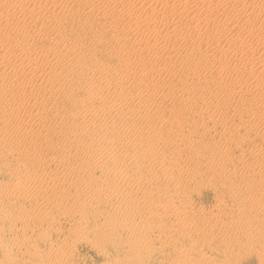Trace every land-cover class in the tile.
<instances>
[{"label": "bare ground", "instance_id": "bare-ground-1", "mask_svg": "<svg viewBox=\"0 0 264 264\" xmlns=\"http://www.w3.org/2000/svg\"><path fill=\"white\" fill-rule=\"evenodd\" d=\"M36 1L37 0H1L0 1V6L2 7L3 10H6L8 8V5L12 6L13 8H15L17 10L16 15H15L16 21H18L17 19H19V17L21 16L23 18H27L30 22H32V25L28 24V25H30V27L27 28V27H25V25H22V29H21L22 35L26 39H29L31 41L30 42L31 49L25 48L21 43L11 42L9 36L7 34H3V37H5V39H7L9 41L10 47L12 49L21 48L22 51L18 54L19 55L18 68L17 69L15 68L14 69L15 71L13 73L4 74V70H0V145H2L3 142L5 141L4 135H5L6 130H7V125H9L12 130L16 131V129L18 128V124H17L18 119L22 120L26 124L30 120H35L36 121V124H34L35 127L33 126L32 128H29V130H26L25 132L21 133L23 136V137L21 136L22 139L10 143V146L7 147V150L4 152L6 154H13L15 149L21 148L24 150V151H22V153L26 154V155L20 157L19 160L21 162L27 163L29 167H33L32 168L33 170H34V166L40 167L41 164L45 165V167H48L49 165H52V164H55V166H56V164H58L61 166V170L60 171L57 170L56 167H58V166H56L55 169L57 171H53V170H44L42 172L30 171V172H32V173H30V175L27 173L29 175V177H27L28 175H26L27 178L24 176V179H22L21 182H18V181H20L18 179L19 178L18 177L17 181H16L18 183H16V184L14 183V185L11 184L12 185L11 187L8 186L7 184H1L0 183V196H3V197L6 196L7 197V196L11 195L13 197L12 194H17V195H20L21 197L27 198V197L31 196L30 194L32 192L33 193L36 192L37 196H38V191H41V194H44V195L47 194V196H45L46 199H44V201H42L43 200L42 198H41L42 199L41 202L40 201L34 202V200L31 199L34 202V204H33L34 207H32V209H34L36 207L39 215L43 214L47 211L51 212L50 210L53 211V209H59L63 215L65 214L67 216V214L72 215V213L78 212V211L85 213L83 211L88 209L91 204H92V206H96L97 208L103 207L105 209V211L108 210L106 213L108 224L112 225V227L114 226L116 228L125 229L126 231L129 232L128 236L131 235L132 237H134L135 238L134 242H138V243H140L141 241H144V240L148 242L145 234H146V230H148L151 226L152 222L150 219L151 218L157 219L158 224L155 222V224L153 223L152 226L153 225L159 226L160 232L158 233L159 235L154 234V236L158 235L157 238L160 241L165 242V239L161 236V233H163L162 231H164L165 229H167L170 226L169 221H167V220H169L170 218L172 219L171 222H172L173 226L171 225V227H175V229H176V227H178L180 229V227H182L185 224V222H187V221H185L184 214L180 212L181 208L178 209V207L176 205H175L177 207L176 209H178V210L175 209L171 213L168 212L169 216L171 214L172 217L163 216L162 218H160L159 216H160L161 212L159 211V209L154 208L156 204L153 207L151 206L152 208L150 207L147 209V206L149 205V202H150L149 198L151 200V196H153V195L158 196L157 194L159 192H161V190L159 188L160 186H157V182L159 180L161 181V179H164L165 181L170 180L172 182H173V179H174V181L176 180V186H177L176 190L179 188H182L184 190L190 189V187L187 186V181H186L188 179L187 177H189L190 179H191V177L196 178L195 173L193 172L194 171L193 167L195 166V162L193 161V159H194L193 154H195L196 157L197 156L199 157L200 154H199V150L197 148H195L196 146L194 147V144L193 145L191 144L193 139H195V136H192L193 133H190L189 131H187V128L189 127L190 124L192 126L193 125L192 123H196L199 119L203 118L207 114H209L210 120H212L213 117L215 118L217 113L221 112L222 106L211 100V98H213L214 94H215V88L213 89V86H214L213 82L216 83V85H218L221 88V90L226 95V97H229L230 94L228 93V90H231V89L233 90V92L237 93L239 96H244L245 93L247 92L246 89L251 90V86H257V87H263L264 88V76H263L264 61L262 59V55L264 56V34H263V31L260 35L257 34L260 32H258V31L256 32V34L258 35L257 37H259V46H257V44H256V47H251V46H249L248 41L245 39L246 35H247L246 37L248 39V36L249 35L252 36L253 34H255L254 32L256 30H260V31L264 30V0H250V3L248 5H239V6L234 5L231 3V1H229V5H230L232 10H231L230 16L223 19V20H219L217 17L210 19L211 15L213 14V6L212 5H213V3H215L214 0H136V1L130 0L131 2L129 0L128 1L127 0H101V1L80 0L81 4L78 5L75 10L79 11L82 9L84 11V13H86V15H84L83 17L79 18L78 21H76L77 28H78V30H82L87 25L92 27V30L89 31V33H87V36H89V38L91 39V41L93 43H91V42L88 43L87 41L85 42L84 41L85 39L83 40L81 38V35H79L78 33H71L68 35L71 38H74L75 42L70 43V44H68L66 42H61L60 48L58 50H55L56 46L53 47V45H51V44L47 45L46 50H39L38 49L39 46L37 48L36 46H34L32 44V42L35 39L40 38V36L44 35L43 29L40 26L41 24L39 25L37 22L38 21L43 22L45 20H50V19H53V20L59 19L61 21L63 19V15L65 14L66 11L60 15L58 13L59 12L58 8H60V10L64 11L66 9L68 3L69 2L75 3V0H41L42 10H37V7L34 5L33 6L27 5L29 2H36ZM110 4H113L114 6H119L120 9L114 8L110 12L107 9V7ZM199 7L206 10L208 15L205 17L201 16L202 18L196 17L195 15H194L195 17L192 16L191 15L192 12L193 11L195 12V10L192 11V9H194V8L198 9ZM255 7L260 8V11H262V13L259 14L260 17L257 16L254 19H248V17H247V19L245 21H242V22L237 20L238 23H237V25H235V19L242 18L246 14L247 9H254ZM56 9H58V10H56ZM98 9L102 10V12L99 11ZM162 9L167 11V13H168L167 16H165L163 13H161ZM203 11H201V13H203ZM68 13H74V11H68ZM110 13H112V14H110ZM123 13L131 15L132 19L130 22H125L124 24L121 23V21H122L121 18L123 17L122 16ZM204 13H205V11H204ZM189 14L192 17H189V18L186 17V16H189ZM109 16H111V20H110ZM136 16H137V18H136ZM10 21H11V17L9 14H1L0 15V25H1V23L4 22V23H6L7 26H9ZM107 21H108V23L110 22V24L106 25L105 22H107ZM174 22L178 23L177 26L182 24L185 27V30L184 31H180V29L178 30L176 28V25H174ZM200 24H202V25L206 24V25L210 26V28L213 27L214 25H217V26H219V30L213 31L214 33L211 32L212 33L211 35H207V36L203 35V37H199V36L197 37V35H196L195 38H191L190 32L194 31V30L197 31L199 26H201ZM34 26H35V28H34ZM235 26H237L238 28L236 29ZM60 27L62 29H59L58 25L56 27H49L48 30L50 33H52V34H50L49 39L54 40V39L64 38L65 35H67V33H66L67 28L64 26H60ZM179 27H181V26H179ZM184 27H183V29H184ZM145 29H147V30H145ZM201 29L202 28H200V30ZM113 30H117V31L121 32V35L124 38V43H121L118 40L115 33L110 32ZM200 30H198V31H200ZM203 30H205V29H203ZM149 32H151V35L149 34ZM243 34H245V35L243 36ZM107 37H109L111 39L112 44L106 40ZM257 37H256V39H257ZM103 40L108 42L109 46L106 45L107 46L106 50H104V51L102 50L99 53H97V47L95 44H97V43L99 44V42H101ZM257 42H258V40H257ZM225 43H226V46H228L229 53H226L223 50L221 51V46H223V48H224ZM206 51L211 52V53L210 54L208 53V55H206L207 54ZM3 52H4V54L8 53L6 48H3ZM97 55L106 61H109V60L115 61V63L118 64L119 67L115 68V66H116L115 65L113 68L106 69L104 66L93 61L95 59V56H97ZM193 55H195V56L200 55L201 58L205 59V62L197 63L196 66L192 67V65L190 63L193 62V59L195 58V56H193ZM154 59L158 60L159 63H155ZM252 59H257V60L252 63V61H250ZM237 60L243 66V68L240 70L232 67V63L236 64ZM45 61H47V62H45ZM8 63L9 62L7 61L5 55L0 56V69L2 67H6ZM46 63L49 64L47 80L43 81L42 84L41 83L38 84L35 88L27 90L25 88L24 82L27 81L29 78H31V76H29L25 72V70L28 69L27 72L31 73L32 78L41 79L39 76L40 75L39 71H37V68H40V70H43V66ZM101 63L103 65H105L104 62L102 61V59H101ZM250 63L252 65L249 67ZM11 65H13V63ZM54 67H57V68H54ZM245 68H247L249 70H245ZM52 69H53V71L51 73ZM133 71H135V72H133ZM234 71H236V73ZM231 72H234L233 74L235 76ZM136 73H144L146 75H149L150 79L151 78L152 79L151 80H138V76ZM50 74H52V75L50 76ZM176 74L179 75V78L177 79L176 82L178 85H184L183 90H187V91L191 90L192 91V90H198L199 89L200 94L196 98H194V96H193L194 99L193 98L191 99V97L187 96L188 94L186 95L185 93H181L180 95H178L176 97L177 101L175 100V102L178 103L175 113L172 114L171 116L165 117L163 115V113H161L157 110V107L160 104L159 102H157V100L159 97L164 98V96H165V99H167L171 102H174V100H171V98H172L171 89L168 88L169 90L167 89L168 91L165 92V94H163L161 87H163L165 82H166L165 81V75H167V76L169 75L168 77L171 78V76H174V75L178 76ZM10 77H15L17 79H21L22 82H18L16 84H10V83H8V80ZM96 78L106 86L105 92H104L103 85L99 84ZM62 83H63V85H61ZM65 83H68V85H65ZM126 83H131L128 88H127V86H125ZM251 84H253V85H251ZM58 86H59V88H58ZM52 88L57 91V97L54 99V103L51 106H48L42 102L40 97L47 94V93L51 94L50 91L52 90ZM7 95L12 97L13 99L16 98L17 99V105L14 104L15 103L14 100H10L9 98H6ZM193 95H194V93H193ZM26 99H28V100L33 99L34 101H33V103H30L29 106H25ZM201 106H202V108L200 109V110H202L201 112L192 113V111H194L195 107L200 108ZM185 107L188 108V110L190 112V114L187 116H184L181 113V111L183 109H186ZM98 109H100V111H101L100 114H99ZM61 112L64 114H62ZM116 114H119L117 119H115ZM261 118L264 120V113L263 114H257V113H252V112H248V111L247 112H237L233 108V120L237 119V121L239 122L237 125H241V124L246 125L250 129H252L255 127L257 122L251 123L250 121L252 119H261ZM118 119H120L119 125H117L116 123L114 124L113 121L118 120ZM215 119H217V118H215ZM218 120H220V119H218ZM161 121H163L164 124ZM211 122L214 123V121H211ZM33 123L34 122H32V124ZM234 123H236V122H231V120H228V119H223L220 122H217L219 128L223 127V128H230V129H231V126H233V125L237 126ZM28 124H30V123L28 122ZM190 128H192V127H190ZM224 131H225V129H224ZM206 132H208V131H206ZM206 132L204 131L202 133V135L205 137H207ZM51 134H53V137L49 138V136ZM37 135H40V137H43L41 144H38V142L33 139L35 136L37 137ZM224 135H225V133H224ZM151 136H153V139H150ZM179 136L182 138V141H179L177 139ZM198 136H196V137H198ZM227 136H223L219 143L221 144L222 142H225V145H227L226 144V141L228 140ZM230 136H233V134H231ZM62 139L64 141L66 140V142L64 143L62 141ZM202 139L203 138H201L200 140H202ZM200 140L197 139V141H200ZM173 141L176 142L177 145L175 147H173L172 151H170L168 149L169 142H172V144H173ZM228 141H230V140H228ZM183 143L185 144V146H187V145L190 146L189 144H191L194 148L189 147L190 151L188 150L189 153L188 154L186 153V159L188 161H191V164L189 166L186 165L184 167V165H182L183 167L182 166L179 167V165H180L178 163L179 159L178 160L176 159V157L174 155L175 152L173 153V151H176L175 149H177V148H178V151L179 150L182 151V149H180V148H183L182 147ZM204 143H205V141H203L202 144H204ZM217 143H215V141H214V143H212V144L210 143L211 145L209 146L211 153L214 154V155L212 154L213 157L215 155H221L220 154L221 153V147L219 146V143L218 144ZM199 146H202V145H199ZM197 147H198V145H197ZM206 147L208 148V146H206ZM251 149H252V151L250 153V156L248 154V156L246 155V157H245L243 154V158L237 159L238 160L236 162L237 166L235 165L236 168L238 167V165H240V167L244 166L245 170H246V168H247V170H251V169H257L258 170L261 168L264 170V164H262L261 162H259L255 159V157L261 153L260 151L262 149H264V145L262 147H257L256 145H254V146H252ZM203 155H205V154H203ZM9 157H10V155H9ZM206 157H208V156H206ZM169 158L171 160H169L170 161L169 163L167 162L168 164L158 163L159 165H158L157 169H155L156 167L154 168L153 166H152V168H154V169H152L150 166V168L148 167L149 170L148 169L144 170V169H142L143 167H139L140 164H141V166H142V164L143 165L145 164V166H146L147 165L146 163H148L152 160H157V161L160 160V162H161L162 161L161 159L165 160V159H169ZM199 160H198V162H199ZM245 160H246V163H245ZM179 162H180V160H179ZM184 163H185V161L183 162V164ZM234 163L235 162H233L231 160L224 162L221 159V162H219L217 165H214V166L213 165L210 167L208 166L209 167L208 169L211 172H213L214 174H216V176L219 178V180L225 184L231 185V183H233L232 179L236 178V180L239 182V184L241 186L240 188H243V189L249 188L248 187V186H250V184H248L249 179L247 180V178L245 177L244 174L237 172V169H235V167L232 165ZM150 164L152 165V163H150ZM155 164H154V166H155ZM16 165L18 166L17 163H16ZM173 165L175 167L178 166V168L176 167V169L174 170ZM200 165L201 164L199 163V166ZM202 165H203V163H202ZM196 166H198V165L196 164ZM17 168L19 169V167H17ZM24 168L28 169L25 166H24ZM179 168H181V170ZM194 169H195V167H194ZM262 169L260 171H262ZM35 170H36V168H35ZM130 171L133 172L132 174H135L136 179L133 178V179H135L134 182H133V180L132 181L130 180L131 182H133L131 184L130 183L125 184L124 181L126 179V174L130 173ZM18 172H19V170H18ZM227 172H229V174L231 176L230 175L227 176ZM203 173H205V172H203ZM14 174H15V172H14ZM198 174H200V173H197V176H198ZM182 177H184V179ZM200 177H202V175ZM14 178H15V176H14ZM119 182H123V183H121L123 185L119 186L120 185ZM206 182H204V183H206ZM159 183H158V185H159ZM209 183H210V181H209ZM212 184L213 183H211V185ZM211 185H210V188H211ZM163 186L165 187V185H163ZM214 186H216V185H214ZM173 187H175V186H173ZM197 187H195V189ZM201 187H202V185H201ZM204 187H205V185H204ZM204 187H203V189H204ZM207 187H209V184ZM229 188H231V187H229ZM162 189H163V187H162ZM166 189H168V188H166ZM166 189H164V191ZM199 191H200V189H199ZM213 191H214V189H213ZM162 194H163V192H162ZM165 194H167V193H165ZM195 194H196V192H195ZM35 195H33V196L35 197ZM44 195H41V197H43ZM33 196H32V198H34ZM39 196H40V194H39ZM39 196H38V198H40ZM242 196L243 195H241V197ZM181 197H183V196L181 195ZM152 198H154V197H152ZM23 199L24 198H22V200ZM163 199H164V197H163ZM25 200H27V199H25ZM156 201H158V200H156ZM159 201H160V199H159ZM159 201L157 203H159ZM243 201H244L243 204L241 203L240 205H238L239 206L237 208L238 214H242L245 211V209H247L245 207V204H247V205L250 204L251 206L254 207V205L258 202L253 195H245L244 197H242V202ZM12 202H14V201H12ZM152 202H154V201H152ZM167 202H169L168 199H167ZM179 202H181V201H179ZM165 203H166V201H165ZM179 204H181V203H179ZM219 204L220 203H218V205ZM222 204H224V201ZM20 205H22V204H20ZM29 205H32V204H29ZM150 205H151V203H150ZM172 205H173V203H172ZM257 206H258V204H257ZM0 207H2V206H0ZM166 207H169V205H167ZM259 207H260V205H259ZM24 209H22V207H21L17 210V212L11 213L10 216H12L15 219V221H17L19 223H23L25 221H27V224H28V221L34 222V220L36 218H32L33 216L32 217L28 216V214L30 212H32V210H30V212L28 211V213H27L26 210H24ZM166 209L167 208H165V210ZM262 209H263V206H262ZM37 210H35V211H37ZM165 210H164V212H165ZM169 210L171 211V209H169ZM256 210H259V212L261 211V209H256ZM251 211H249V212H251ZM99 212H102V211H99ZM255 212L257 213V211H255ZM259 212H258V214H259ZM57 213H58V210H57ZM185 213H187V212H185ZM59 214H60V212H59ZM217 214H218V212H217ZM217 214H216V217H217ZM51 215H50V217H51ZM43 216H41V217H43ZM74 216H76V214ZM189 216H191V215H189ZM233 216H232V218H233ZM241 216L242 215H240V217ZM245 216L247 217V215H245ZM199 217H200V215H199ZM219 217H220V215L218 216V218H216L217 221H220V220L222 221L223 219H220ZM240 217L238 218L239 220H240ZM43 218H45V217H43ZM52 218L50 219L51 221H52ZM74 218L72 220V223H74L73 222ZM37 219H38V217H37ZM82 219H83V217H82ZM85 219H86V217H85ZM99 219L100 218H98V220ZM11 220H12V218H11ZM39 220H41V219H39ZM58 220H59V218H58ZM69 221H70V218H69ZM188 221H190V220H188ZM245 221H246V218H245ZM259 221H261L260 218H259ZM77 222H79V221H77ZM197 222H198V220H197ZM243 222H244V220H243ZM246 222H249V220ZM252 222H254V221H252ZM91 223H92V221H91ZM101 223H103V222H101ZM208 223H209V221H208ZM105 224H107V223H105ZM108 224H107V226H108ZM216 224L217 223L214 222V226ZM224 224H226V222ZM81 225H83V224H81ZM209 225H210V223H209ZM211 225H210V227H211ZM227 225H228V223H227ZM234 225H236V224H234ZM245 225H246V223L243 225V227H245ZM13 226H11V228ZM24 226H25V224H24ZM45 226H46V224H45ZM48 226H49V224H48ZM193 226H195L194 223H193ZM204 226L207 229V225L204 224ZM42 227H43V225H42ZM42 227H41V229H42ZM94 227H95V225H94ZM250 227H251V225H250ZM16 228L17 229L20 228L19 225ZM21 228H24V227H21ZM54 228H56V226ZM77 228L78 227H76V229ZM104 228L105 229H103V227H102V229H99L97 233L94 232L95 235H92V233H91L92 237L96 236L97 238L105 239L107 236L106 235L107 234L106 233L107 227L104 226ZM151 228H153V227H151ZM222 228H223V226H222ZM237 228H236V230H237ZM252 228H253V226H252ZM32 229L33 228H31V230ZM72 229L70 228V230H72ZM74 229H75V227H74ZM112 229L114 230V228H112ZM153 229H156V227ZM212 229H214V228H212ZM225 229H227V228H225ZM225 229H224V231H225ZM238 229H240V227ZM37 230H38V228H37ZM84 230H82V231H84ZM157 230H158V228H157ZM232 230H233V228H232ZM234 230H233V234L236 233V232L234 233ZM244 230L245 229H243L242 231H244ZM246 230H247V232L245 231V234L246 233H248L247 235L252 234V230H251V233L248 232V228ZM263 230H264V226H261V229L259 231L262 233ZM24 231H25V229H24ZM73 231L75 232V230H73ZM73 231H72V233H73ZM79 231H76L75 233L77 235H79L78 237H80V238L82 237L84 239V233L79 232ZM93 231H95V230H92V232ZM196 231H198V229ZM240 231L241 230H239V232ZM170 232H172V231H170ZM192 232H193V230H192ZM200 232H201V235L203 236L204 239L212 236L203 230H201ZM147 233H149V231ZM193 233H197V232H193ZM193 233H192V235H193ZM163 234H165V233H163ZM179 234H181V232ZM37 235H38V233H37ZM170 235H171V233H170ZM170 235H169V237H170ZM181 235H183V234H181ZM186 235L188 236V234H186ZM254 235H255V233H254ZM257 235L258 234H256V236ZM73 236H76V235H73ZM177 236H178V233H177ZM27 237H25V238H27ZM78 237H76V238H78ZM149 237H150V234H149ZM221 237H222V235L220 236V238ZM226 237H228V236L226 235ZM234 237H235V235H234ZM244 237L246 238V236H244ZM97 238H95V239L97 240ZM153 238H155V237H153ZM72 239H74V238H72ZM72 239H70V240H72ZM238 239H239V237H238ZM258 239H259V237H258ZM15 240H17V239H15ZM30 240H32V239H30ZM33 240H34V238H33ZM77 240L79 241V239H77ZM125 240H126V238H125ZM127 240H128V238H127ZM132 240H134V239H132ZM223 240H225V239H223ZM242 240H240V241L243 243L245 240L244 241H242ZM1 241H2V239H1ZM20 241H21V239L19 240V242ZM23 241L20 243H22L24 246ZM66 241L68 242V240H66ZM178 241H180V240H178ZM19 242H18V245H19ZM31 242L32 241H30V243ZM67 242H66V244H67ZM126 242L129 243L128 241H126ZM175 242H177V241H175ZM193 242L195 243V241H193ZM72 243H73V241H72ZM72 243L70 245H72ZM196 244H198V243H196ZM261 244L262 243H260V245ZM125 245H127V244H125ZM230 245H232V244H230ZM30 246L32 247V245H30ZM56 246H57V244H56ZM60 246L59 247L57 246L59 249H57V250L54 249L55 251L52 254L53 256H55L54 258H56V256H58V261L59 260H65L66 258L65 259H63V258L65 257V255L67 253L69 254L68 248L72 249V247L67 248L66 246H68V245H66V246L60 245ZM169 246H170V244H169ZM15 247L17 248L19 246H15ZM214 247L216 248V246H214ZM239 247L240 248H246V246L244 244H239ZM239 247H236L237 250ZM32 248L34 249V247H32ZM50 248H49V250H51ZM99 248H100V246H99ZM208 248H210V246ZM249 248H250V246H249ZM26 249H28V248H26ZM261 250H263V249H261ZM34 251H35V249H34ZM129 251H130V248H129ZM182 251L184 252L186 250L182 249ZM72 252H73V250H72ZM6 253H7V251H6ZM20 253H22V252H20ZM29 253H31V252H29ZM32 253H33V251H32ZM37 253L35 252V254H37ZM51 253L52 252H50V254ZM145 253H146V251H145ZM234 253H236V252H234ZM4 254H3V256H4ZM35 254H33V255L36 256ZM70 254H71V251H70ZM241 254H242V252H241ZM6 255H5L6 257H10L8 254H6ZM27 255H28V253H27ZM137 255H138V252H137ZM41 256H43V255H41ZM125 256H126V254H125ZM125 256H124V258H125ZM235 256H236V254H235ZM6 257H2V258L4 259ZM47 257H49V256H47ZM67 257H68V255H67ZM69 257H70V255H69ZM136 257H138V256H136ZM10 259L6 258V260H7L6 263H8V264L13 263L10 261ZM25 259H26V257H25ZM115 259L116 258H114L113 260H115ZM137 259H139V257ZM125 260H127V258H125ZM137 261L138 260H136V262ZM230 261H232V260H230ZM116 262L117 261H115V263ZM121 262H124V261H121ZM234 262H235V260H234ZM261 262H263V260ZM31 263L32 262H30V264ZM51 263H52V261H51ZM62 263H60V264H62ZM65 263H66V261H65ZM219 263H221V262H219ZM185 264H187V263H185ZM210 264H212V262ZM223 264H227V263L223 262Z\"/></svg>", "mask_w": 264, "mask_h": 264}, {"label": "rangeland", "instance_id": "rangeland-1", "mask_svg": "<svg viewBox=\"0 0 264 264\" xmlns=\"http://www.w3.org/2000/svg\"><path fill=\"white\" fill-rule=\"evenodd\" d=\"M96 1H101V0H96ZM229 1H231L232 4L238 5V6L239 5H248L250 3V0H214L215 3H213V5H212L213 6V14L212 15L213 16L211 15L210 19L217 17L219 20H223V19L229 17L230 16V13H231V10H232L231 7H230V5H229ZM80 4H81L80 3V0H75V3L74 2H69L68 5H67V7H66V9L64 11H62V10H60V8H58L59 9V12L58 13L60 15L63 14L66 11L65 14L63 15V19L61 21L59 19H54V20L53 19H50V20H45L43 22L42 21H38L37 23L39 25L41 24L40 26L43 29L44 35L43 36H40V38L35 39L36 41L34 40L32 42V44L34 46H36L37 48L39 46V48H38L39 50H46L48 44L53 45V47L56 46L55 47V50H58L60 48L61 42H66L68 44L75 42V39L74 38H71L68 35V34H71V33H78L79 35H81V38L83 40L85 39L84 40L85 42L87 41L88 43L89 42L93 43L91 41V39L89 38V36H87V33H89V31L92 30V27H90L89 25H87L82 30H78V28H77L76 21H78L79 18H81L84 15H86V13H84V11L82 9L79 10V11H76L75 10L76 7L78 5H80ZM27 5H29V6H33L34 5V6L37 7V10H42L41 0H37L36 2H29ZM114 8H119L120 9L119 6H114L113 4H110L107 7V9L110 12ZM58 9H56V10H58ZM254 9H247L246 10V14L242 18L235 19V25H237V23H238L237 20L240 21V22H242V21H245L247 19V17H248V19H254L257 16L260 17L259 14L262 13V11H260V8H256L255 7ZM98 10L102 12V10H100V9H98ZM193 10H195V12ZM203 10L204 9L201 8V7H199L198 9H195L194 8V9H192L193 12H192L191 15L192 16L195 15L196 17H201V16L202 17H205V16L208 15V13H207L206 10H204L205 11V13H204ZM68 11H74V13H68ZM201 11H203V13H201ZM16 12H17V10L15 8H13L12 6H9L8 5V8L6 10H3L2 7L0 6V15L1 14H9L10 17H11V21H10V25L9 26H7L6 23H4V22L1 23V25H0V56L5 55L7 61L9 62L6 67H2L0 69V70H4V74H11V73H13L15 71L14 70L15 68L16 69L18 68V65H19V55L18 54L22 51V49L21 48L12 49L10 47L9 41L7 39H5V37H3V34H7L9 36L11 42H13V43H21L25 48H30L31 49V44H30L31 41L29 39H26L22 35L21 29H22V25H25V27H27V28L30 27V25H32V22H30L27 18H23L21 16L19 17V19H17L18 21H16V19H15ZM161 13H163L165 16H167V14H168L167 11L164 10V9L161 10ZM110 14H112V13H110ZM123 14H122L123 17L121 18L122 19L121 23L124 24L125 22H130L131 19H132L131 15H128L126 13H123ZM191 15L189 14V16H186V15L185 16L189 18V17H192ZM109 17H110V20H111V16H109ZM136 18H137V16H136ZM105 23H106V25L110 24V22L108 23V21L105 22ZM176 23L177 22H174V25H176V28L178 30L179 29H180V31H184L185 30V27L182 24L179 25V26L182 27L181 28V27L177 26L178 23L177 24ZM28 24H30V25H28ZM57 25H58V28L59 29H62L60 26L66 27L67 28V30H66L67 35H65L64 38H59V39H54V40L49 39L50 34H52L48 30L49 27H56ZM200 25L202 27L199 26V28L197 29V31L194 30V31H191L190 32V37L191 38H195L196 35H197V37L198 36L199 37H203V35L204 36L211 35L212 33H214L213 31H218L219 30V26H217V25H214L211 28H210V26H208L206 24H203V25L200 24ZM183 27H184V29H183ZM235 27H236V29L238 28L237 26H235ZM34 28H35V26H34ZM200 28H202V29L200 30ZM203 29H205V30H203ZM145 30H147V29H145ZM198 30H200V31H198ZM257 31L260 32V33H257L259 35L262 33V31H263V34H264V30H261V31L260 30H256L254 32L255 34H253L252 36L251 35L248 36V39L250 38L249 40L246 37L247 35L245 36V39L248 41L249 46H251V47H256V44H257V46H259V37H257L258 35L256 34ZM110 32L115 33L116 36H117V38H118V40L121 43H124V38L121 35V32H119L117 30H113V31H110ZM149 34L151 35V32H149ZM244 35L245 34H243V36ZM256 37H257V39H256ZM106 40L109 41L112 44V41H111V39L109 37H107ZM257 40H258V42H257ZM95 45L97 47V53H99L102 50L103 51L106 50L107 49V46H109V43L103 40V41L99 42V44L97 43ZM3 48H6L7 49V51H8L7 54H4ZM224 48H223V46H221V51L223 50L224 52L229 53L228 46H226V43L224 44ZM206 53H207L206 55H208V53L210 54L211 52L206 51ZM193 56H195V55H193ZM101 59H102V61L104 62L105 65H103L101 63ZM262 59L264 61V56L263 55H262ZM256 60L257 59H252L250 61H252V63H253ZM93 61H95L96 63H98V64H100L102 66H104L106 69L113 68L115 65H116L115 68H118L119 67V65L116 64L115 61H111V60L106 61L103 58L99 57L98 55L95 56V59ZM45 62H47V61H45ZM154 62L155 63H159L158 60H155ZM203 62H205V59L204 58H201L200 55H196L195 58L193 59V62H191L190 64L192 65V67H194V66H196L197 63H203ZM12 63H13V65H11ZM251 65L252 64L250 63L249 64V67ZM232 67H234L235 69H239V70L243 68L242 64L238 60L236 61V64L232 63ZM54 68H57V67H54ZM53 69L51 70V73H52ZM48 70H49V64L48 63L44 64L43 70H40V68H37V71H39V74H40L39 76H40L41 79H36V78H32L31 73L30 72H27L28 69H26L25 72L29 76H31V78H29L27 81L24 82L25 88L27 90H29V89L35 88L40 83L42 84L43 81H46L47 78H48ZM245 70H249V69L245 68ZM263 70H264V65H263ZM135 71H133V72H135ZM234 72L236 73V71H234ZM234 72H231V73L233 74ZM136 74L138 76V80H151L152 79V78L150 79V76L149 75H146L144 73H136ZM51 75L52 74H50V76ZM176 75H178V74H176ZM166 76L167 75H165V81L166 82H165L164 86L161 87L162 88L161 90L163 91V94H165V92H167L169 89H171V93H172L171 100H174V102H171V101L165 99V96H164V98H162V97H159L158 98L157 102H159L160 104L158 105L157 110L159 112L163 113V115L165 117L166 116H171L172 114L175 113L176 108H177V104H178V103L175 102V100L177 101L176 97L178 95H180L181 93H185L186 95L188 94L187 96L188 97H191V99L193 98V96H194V98H196L200 94L199 89L198 90H192V91L190 90L191 92L190 91H187V90H183L184 85H178L177 82H176L177 79L179 78V75L178 76H175V75L174 76H171V78L168 77L169 75L167 77ZM263 76H264V73H263ZM97 81H98L99 84H102L103 85L104 92H105L106 91V86L103 83H101L98 79H97ZM18 82H22V81H21V79H17L15 77H10L9 80H8V83H10V84H16ZM130 84L131 83H126L125 86H127V88H128L130 86ZM253 84H251V85H253ZM61 85H63V83ZM65 85H68V83H65ZM213 85H214L213 86V89L215 88V94H214V97L211 98V100L214 101V102H216V103H218L219 105L222 106L221 112L220 113H217L216 116H215V118H217V119H215L213 117L212 120H210V116H209V114H207L203 118L199 119L196 123H192L193 124L192 126L190 124L189 127L187 128V131H189L190 133H193L192 136H195V139H193V141L191 142V144L192 145L194 144V147L196 146L195 148H197L199 150V154H200L199 157L198 156L196 157L195 154H193V156H194L193 157L194 158L193 161L195 162V166H194L195 169L193 167V170H194L193 172L195 173L196 178L195 177H193V178L191 177V179L189 177H187L188 179L186 178L187 179L186 180L187 181V186L190 187V189H185V190L182 189V188H179V189L176 190V188H177V186H176V180L174 181V179H173V182L170 181V180L169 181L168 180L165 181L164 179H161V181L159 180L157 182V186H160L159 188H160L161 192H159L157 194L158 196H155V195L151 196V200L149 198V201H150L149 202V205H150V203H151V205L150 206L149 205L147 206V209H148L151 206L153 207L156 204L154 208L159 209V211L161 212V214L159 216L160 218H162L163 216H167L168 217L169 216V213L168 212H170V213L173 212V210H175L177 207H178V209L181 208L180 209L181 211L180 210L179 211L184 214L185 221H187L182 226L183 228L180 227V229H179L178 227H176V229H175V227H171V225H172L171 220L172 219L170 218L169 220H167V221H169V225L170 226L167 229H165L164 231H162L165 234L161 233V236L165 239V242L163 241L164 242L163 243L162 241H160L157 238L158 235H159L158 233L160 232L159 226H155V225L152 226V224L153 223L155 224V222L158 224L157 219H152L151 218L150 219L151 222H152L151 223V226H150V228L148 230H146V234H145L146 237H147L146 239L148 240V242L144 240V241H141L140 243H138V242H134L135 241V238L134 237H132L131 235L128 236L129 232L126 231L125 229H123V228H116L114 226L112 227V225H109L108 224L107 214H106L108 210L106 209L107 211H105V209L103 207L97 208L96 206H92V204H91L88 209H86L85 211H83L85 213H82V212H79L78 211V212L72 213V215L71 214H67V216H66L65 214L63 215L62 212L59 209H53V211L50 210L51 212L47 211V212L39 215L38 210L36 209V207L34 209L37 210V211H35L34 209H32V207H34L33 204H34L35 201H37V202L40 201L41 202L42 199H43L42 201H44V199H46L45 196H47V194L46 195L41 194V191H38V196L40 194V196H39L40 198H38L36 192L35 193L32 192L33 194L31 193L30 194L31 196L28 195L29 197H27V198L21 197L20 195H17V194H12L13 197L11 195H9L7 197L5 196L6 198L3 197V196H0L1 197L0 198V206H2V207H0V264H8V263H6L7 262L6 258H8V259L11 258L12 259L13 257L14 258L12 260L10 259V261L13 262L11 264H30V262H32L33 264H45V263L46 264H50L51 261H52L51 264H55V263L56 264L57 263L60 264L62 262H63L62 264H106V263L107 264H109V263L110 264H137V263L138 264H185V263H187V264H210L211 262H212V264H218L219 262H221L219 264H223V262L224 263H227V264H232L234 262V260H235V262L233 264H235V263L236 264H264V233H263L264 230L262 231L263 234L259 231L261 229V226H264V170L262 168H261L262 171H260L261 169H258V170L257 169L247 170V168L245 170L244 166L243 167L241 166L242 167L241 168L240 165H238V167L236 168V166H237V163L236 162L238 161L237 159L238 158H243V154H244L245 157H246V155L248 156V154L250 156V153L252 151V149H251L252 146L256 145L257 147H262L264 145V120L262 118L261 119H252L250 121L251 123H256L257 122L256 125H255V127L252 128V129H250L246 125H242V124L241 125H237L239 123L237 121V119L233 120V108L237 112H247L248 111V112L257 113V114H263L264 113V88L263 87H257V86H251V90L246 89L247 92L245 93L244 96H239L237 93L233 92V90L231 89V90H228V93L230 94L229 97H226V95L223 93V91L221 90V88L218 85H216V83L213 82ZM59 86H58V88H59ZM50 93L51 94L47 93V94H45V95H43V96L40 97V99L42 100V102L44 104L48 105V106H51L54 103V99L57 97V91L54 90L53 88L50 91ZM193 93H194V95H193ZM6 98H9L10 100H14V102H15L14 104L17 105V99L16 98L13 99L9 95H7ZM33 101H34L33 99H31V100L26 99L25 106H29V104L30 103H33ZM201 108H202V106L200 108L199 107H195L194 108V111H192V113L201 112L202 111V110H200ZM98 110H99V114H100L101 111H100V109H98ZM181 113L184 116H187V115L190 114L188 108L183 109L181 111ZM62 114H64V113H62ZM118 116H119V114H116L115 115V119H117ZM218 119H220V120H218ZM223 119H228V120H231V122H236L234 124L237 125V126H234L233 125V126H231V129L230 128H223V127L219 128L217 122H220ZM211 121H214V123H212ZM28 122L30 124H28ZM28 122L26 124L22 120H19L18 119L17 120L18 128L16 129V131L12 130L10 128V126L7 125V130H6V133L4 135L5 141L3 142L2 145H0V183L1 184H7L8 186L11 187L12 185H14V183L16 184L18 182H21V180L24 179V176L26 177V175H28V174L30 175V173H32L33 171H35V172H42L44 170H53V171H57V170L60 171L61 170V166L58 165V164H56V166H58V167H56L55 164L49 165L48 167H45V165H42L41 164L40 167L34 166V170H33L32 169L33 167H29L27 163L21 162L19 160L20 157L26 155V154H23L22 153V151H24V150L21 149V148L15 149L13 154H6L4 152V151L7 150V147L10 146V143L22 139L23 136H22L21 133L25 132L26 130H29V128H32L33 126L35 127V125H34V124H36V121L35 120H30ZM32 122H34V123L32 124ZM113 122H114V124L116 123L117 125H119L120 119L115 120ZM161 122L163 123V121H161ZM190 127H192V128H190ZM224 129H225L226 132L224 131ZM204 131L205 132L208 131V132H206L207 133V137H205V136L202 135V133ZM224 133H225V135H224ZM231 134H233V136H230ZM222 135L223 136H227L228 137V140H230V141H228V140L226 141V144L227 145H225V142H222L221 144L219 143L221 141L222 137H223ZM196 136H198V137H196ZM35 137L33 139L35 141H37L38 144H41V141L43 140V137H40V135H37L36 138ZM52 137H53V134H51L49 136V138H52ZM201 138H203L204 140L203 139L200 140ZM150 139H153V136H151ZM177 139L179 141H182V138L180 136ZM197 139H199L201 142L200 141H197ZM62 141L64 143L66 142V140L64 141L63 139H62ZM203 141H205L204 144H202ZM214 141H215V143H217V142L219 143V146L221 147V153H220L221 155H215L213 157L214 154L211 153V150L209 149L210 148L209 146L212 143H214ZM183 144H182V147L183 148H180V149H182V151H180V150L178 151V148L175 149L177 152L176 151H173V153L175 152L174 155H175L176 159L177 160L178 159L180 160V162L178 160V163L180 164L179 167L182 166V165H184V167H185L186 165L189 166L191 164V161H188L186 159V153L188 154L189 151H190V148L189 147H193V146L191 144H189L190 146L187 145L188 146L187 147V146H185V144L184 145ZM176 145H177V143L174 142V141H173V144H172V142H169L168 149L170 151H172L173 147H175ZM197 145H198V147H197ZM199 145H202V146H199ZM206 146H208V148ZM260 152L261 153L258 154L255 157V159L257 161L261 162L262 164H264V149H262ZM203 154H205L208 157H206ZM9 155H10V157H9ZM220 158L224 162H227V161H230V160L233 161V162H235L232 165L235 167V169H237V172L238 173H241V174H244L245 177L247 178V180L249 179L248 180V184H250V186H248L249 188H247V189L240 188L241 186H240L239 182L236 180V178H233V177H232L233 178L232 179L233 180V183H231V185L230 184H225V183H223L222 181L219 180V178L216 176V174H214L213 172H211L208 169L210 166L217 165L219 162H221V159ZM161 160H162L161 162H160V160H158V161L157 160H152V161L146 163L147 164L146 166H145V164L144 165L142 164V166L140 164L139 167H143L142 169H144V170H146V169L149 170L150 166H151V168L153 166L154 168L156 167L155 169H157V167L159 165L158 163L168 164L170 162L169 160H171V159L169 158V159H165V160L164 159H161ZM198 160H199V162H198ZM184 161H185V163L183 164ZM16 163L18 164V166L16 165ZM150 163H152V165ZM153 163L155 164V166H154ZM199 163L201 164L200 166H199ZM202 163H203V165H202ZM245 163H246V160H245ZM196 164L198 166H196ZM24 166L27 167L28 169L24 168ZM17 167H19V169ZM55 167H56L57 170L55 169ZM173 167H174V170L176 169V167L178 168V166L175 167L174 165H173ZM35 168H36V170H35ZM154 168H152V169H154ZM181 168H179V169L181 170ZM18 170H19V172H18ZM30 171H32V172H30ZM195 171L197 173H200V174H198V176H197V173ZM14 172H15V174H14ZM203 172H205V173H203ZM132 173L133 172L130 171V173L126 174V179L124 181L125 184H127V183L128 184L129 183L131 184V183H133L135 181V179H136L135 177L136 176H135V174H132ZM29 175L27 177H29ZM201 175H202V177H200ZM229 175H230L229 172H227V176H229ZM14 176H15V178H14ZM184 177H182V178L184 179ZM17 178L20 181L16 182L17 181ZM133 178H135V179H133ZM130 180L131 181L133 180V182H131ZM209 181H210V183H209ZM204 182H206V183H204ZM121 183H123V182H119V184H120L119 186L123 185ZM158 183H159V185H158ZM211 183H213V184L211 185ZM208 184H209V187H207ZM163 185H165V187ZM201 185H202V187H201ZM204 185H205V187H204ZM210 185H211V188H210ZM214 185H216V186H214ZM173 186H175V187H173ZM162 187H163V189H162ZM195 187H197V188L195 189ZM203 187H204V189H203ZM229 187H231V188H229ZM166 188H168V189H166ZM164 189H166V190L164 191ZM199 189H200L201 192L199 191ZM213 189H214V191H213ZM162 192H163V194H162ZM164 192L167 193V194H165ZM195 192H196V194H195ZM33 195H35V197ZM41 195H44V196L41 197ZM181 195L183 197H181ZM241 195H243L242 197H244L245 195H253L258 202L254 205V207L251 206L250 204H248V205L245 204V207L247 209H245V211L242 214H238V212H237V208L239 207L238 205H240L241 203L242 204L244 203V201L242 202ZM32 196L34 198H32ZM152 197H154V198H152ZM163 197H164V199H163ZM22 198H24V199L22 200ZM25 199H27V200H25ZM31 199L34 200V202ZM159 199H160V201H159ZM167 199L169 200V202H167ZM156 200H158L159 203H157L158 201H156ZM12 201H14V202H12ZM152 201H154V202H152ZM165 201H166V203H165ZM179 201H181V202H179ZM223 201H224V204H222ZM172 203H173V205H172ZM179 203H181V204H179ZM218 203H220V204L218 205ZM20 204H22V205H20ZM29 204H32V205H29ZM257 204H258V206H257ZM167 205H169V207H166ZM259 205H260V207H259ZM158 206L160 208L161 207L162 208L160 209ZM262 206H263V209H262ZM21 207H22V209L25 208L24 210H26L27 213H28V211L30 212V210H32V212H30L28 214V216H31V217L33 216L32 218H36V219L38 217V219H37L38 221L36 219L34 220V222L33 221L32 222L31 221H28V224L29 225L27 224V221H25L23 223H19V222L15 221V219L12 216H10V214L13 213V212H17V210L19 208H21ZM165 208H167V209L165 210ZM169 209H171V211ZM178 209H176V210H178ZM256 209H261V211L259 212V210H256ZM57 210H58V213H57ZM164 210H165V212H164ZM99 211H102V212H99ZM249 211H251V212H249ZM255 211H257V213ZM59 212H60V214H59ZM185 212H187L188 214L185 213ZM217 212H218V214H217ZM258 212H259V214H258ZM215 213L217 214V217H216V214ZM75 214H76V216H74ZM50 215H51V217H50ZM189 215H191V216H189ZM199 215H200V217H199ZM219 215H220L219 218L220 219H223L222 221L221 220L220 221H217L216 218H218ZM240 215H242V216L240 217ZM243 215L244 216L247 215V217L246 216L244 217ZM41 216H43L45 218H43ZM81 216L83 217V219H82ZM232 216H233V218H232ZM238 216L240 217V220L238 219L239 218ZM85 217H86V219H85ZM169 217H172L171 214H170ZM11 218H12V220H11ZM51 218H52V221L50 220ZM58 218H59V220H58ZM69 218H70V221H69ZM73 218H74V221H73L74 223H72ZM98 218H100V219L98 220ZM245 218H246V221L249 220V222H246L245 221ZM259 218H260L261 221H259ZM39 219H41V220H39ZM188 220H190V221H188ZM197 220H198V222H197ZM243 220H244V222H243ZM77 221H79V222H77ZM91 221H92V223H91ZM208 221H209L210 225L212 224L211 227H210ZM252 221H254V222H252ZM101 222H103V223H101ZM214 222L217 223L218 225L216 224L214 226ZM225 222H226V224H224ZM105 223H107L108 226ZM187 223L188 224L190 223V224L188 225ZM193 223H194L195 226H193ZM227 223H228V225H227ZM245 223H246V225H245V227H243V225ZM24 224H25V226H24ZM41 224L43 225V227H42ZM45 224H46V226H45ZM48 224H49V226H48ZM81 224H83V225H81ZM204 224L207 225V229L204 226ZM234 224H236V225H234ZM18 225H19L20 228L17 229L16 227H18ZM94 225H95V227H94ZM250 225H251V227H250ZM11 226H13L12 227L13 229L11 228ZM55 226H56V228H54ZM104 226L107 227L106 228L107 229V231H106V233H107L106 235L107 236H106L105 239L97 238L96 236H93L92 237V235H95V233H97L99 229H102V227H103V229H105ZM222 226H223V228H222ZM252 226H253V228H252ZM21 227H24V228H21ZM41 227H42V229H41ZM74 227H75V229H74ZM76 227H78V228L76 229ZM151 227H153V228L156 227V229H153ZM235 227L236 228L237 227L238 228L240 227V229L237 228V230H236ZM31 228H33V229L31 230ZM37 228H38V230H37ZM70 228L71 229L73 228V229L70 230ZM112 228H114L115 231ZM157 228H158V230H157ZM212 228H214V229H212ZM225 228H227V229H225ZM232 228H233V230L235 229L234 230V233L236 232L235 234H233ZM242 228L245 229V230L242 231L243 230ZM247 228H248V232H250V233H251V230H252V234L253 235L252 234L247 235L248 233L245 234V231L247 232V230H246ZM24 229H25V231H24ZM78 229L79 230L81 229V230L79 231ZM197 229H198V231H196ZM224 229H225V231H224ZM73 230H75V232L76 231L83 232L84 233V239L82 237L81 238L78 237L79 235H77ZM82 230H84V231H82ZM92 230H95V231L92 232ZM192 230H193V232H197L198 234L197 233H193ZM199 230L200 231L203 230V231L207 232L208 234H210L212 236L204 239L203 236L201 235V232ZM239 230L242 231V232L240 231L242 234L239 232ZM72 231H73V233H72ZM148 231H149V233H147ZM170 231H172V232H170ZM180 232L183 235L179 234ZM37 233H38V235H37ZM91 233H92V235H91ZM170 233H171V235H170ZM177 233H178V236L179 237L177 236ZM192 233H193V235H192ZM254 233H255V235H254ZM149 234H150V237H149ZM154 234H158V235H155L154 236ZM186 234H188V236ZM256 234H258V235L256 236ZM73 235H76V236H73ZM169 235H170V237H169ZM221 235H222V237H221L222 239L220 238ZM226 235L228 237H226ZM234 235H235V237H234ZM244 236H246V238L247 239L249 238V239L247 240ZM25 237H27V238H25ZM76 237H78V238H76ZM94 237L97 238V240ZM153 237H155L156 239L153 238ZM238 237H239V239H238ZM258 237H259V239H258ZM33 238H34V240H33ZM72 238H74V239H72ZM125 238H126V240H125ZM127 238H128V240H127ZM1 239H2V241H1ZM15 239H17V240H15ZM20 239H21L20 242H22L24 240L23 241L24 246H23L22 243L19 242ZM30 239H32V240H30ZM70 239H72V240H70ZM77 239H79V241ZM132 239H134V240H132ZM223 239H225V240H223ZM66 240H68V242ZM178 240H180V241H178ZM240 240H242V241L245 240V241L242 243ZM30 241H32V242L30 243ZM72 241H73L74 244L72 243ZM126 241H128L129 243H127ZM175 241H177V242H175ZM193 241H195V243ZM18 242H19V245H18ZM66 242H67V244H66ZM71 243H72V245H70ZM196 243H198V244H196ZM238 243L239 244H244L246 246V248H240ZM260 243H262V244L260 245ZM56 244H57L58 247L60 245H65V246L68 245V246H66L67 248L68 247H72V249L68 248L69 249L68 250L69 254L67 253L65 255V257L63 258V259L66 258L65 260H59L58 261V256H56V258H54L55 256L52 255L55 250L59 249L56 246ZM125 244H127V245H125ZM169 244H170V246H169ZM230 244H232V245H230ZM30 245H32V247H34L35 251H34V249ZM15 246H19V247L16 248ZM99 246H100V248H99ZM209 246H210V248H208ZM214 246H216V248ZM249 246H250V248H249ZM25 247L28 248V249H26ZM236 247H239L238 250H237ZM49 248L51 250H49ZM129 248H130V251H129ZM181 248L182 249H185L186 251L183 252ZM261 249H263V250H261ZM72 250H73V252H72ZM6 251H7V253H6ZM19 251L22 252V253H20ZM32 251H33V253H32ZM70 251H71V254H70ZM145 251H146V253H145ZM29 252H31L32 254L29 253ZM35 252L36 253L38 252V253L35 254ZM50 252H52V253L50 254ZM137 252H138V255H137ZM234 252H236V253H234ZM241 252H242V254H241ZM27 253H28V255H27ZM3 254H4V256H3ZM6 254H8L10 257H6L7 256ZM33 254H35L36 256H34ZM125 254H126V256H125ZM235 254H236V256H235ZM41 255H43V256H41ZM46 255L49 256L50 258L47 257ZM67 255H68V257H67ZM69 255H70V257H69ZM124 256H125V258H127V260H125ZM136 256H138L139 259H137L138 257H136ZM2 257H6V258L3 259ZM25 257H26V259H25ZM112 258L113 259L116 258L117 260L116 259L113 260ZM136 260H138V261L136 262ZM228 260L229 261L232 260V261L229 262ZM262 260H263V262H261ZM65 261H66V263H65ZM115 261H117V262L115 263ZM121 261H124V262H121Z\"/></svg>", "mask_w": 264, "mask_h": 264}]
</instances>
